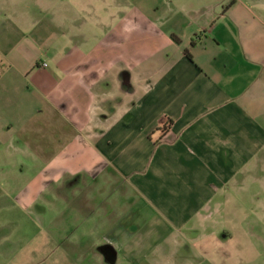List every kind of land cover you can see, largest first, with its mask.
Returning <instances> with one entry per match:
<instances>
[{
  "label": "crops",
  "instance_id": "crops-1",
  "mask_svg": "<svg viewBox=\"0 0 264 264\" xmlns=\"http://www.w3.org/2000/svg\"><path fill=\"white\" fill-rule=\"evenodd\" d=\"M258 174L264 0H0V198L74 206L104 264H251Z\"/></svg>",
  "mask_w": 264,
  "mask_h": 264
},
{
  "label": "rangeland",
  "instance_id": "rangeland-1",
  "mask_svg": "<svg viewBox=\"0 0 264 264\" xmlns=\"http://www.w3.org/2000/svg\"><path fill=\"white\" fill-rule=\"evenodd\" d=\"M258 175L259 182L249 184L244 190L248 198L253 197V202L256 200L254 204L248 202L243 206L244 212L253 214L255 218L254 221L249 222L255 227L253 230L255 237H250L248 241H252L258 254L257 259L251 264H264V174ZM118 186L115 185V189ZM131 197V199H122L116 191L108 198L105 197L106 204L110 208L111 223L117 222L119 216L131 207L139 205L141 199L133 194ZM43 208L44 206L40 205L25 210L15 205L10 197L0 198V264H54L61 256L67 257L72 262L78 261L76 264H104L100 254L95 253L94 249L96 246L107 244L104 231L87 237L78 236L79 232L75 233L73 221H65L67 226L58 228L62 215L68 217L69 214L75 213L74 206L55 204L47 212H43ZM92 208L98 214L109 209L102 204ZM189 238L191 237L186 235L181 237L183 241ZM78 240H81V243ZM76 244H80L78 245L82 250L80 254L71 252L70 248ZM229 247L234 248L235 244L232 243ZM244 259L250 260L249 255H244ZM150 260L153 258L148 259ZM123 261V258H120L118 264H125Z\"/></svg>",
  "mask_w": 264,
  "mask_h": 264
},
{
  "label": "trees",
  "instance_id": "trees-1",
  "mask_svg": "<svg viewBox=\"0 0 264 264\" xmlns=\"http://www.w3.org/2000/svg\"><path fill=\"white\" fill-rule=\"evenodd\" d=\"M174 40H175L176 42H178L176 38H174ZM186 55H187V57H188L189 59H191V56L189 55L188 52H186Z\"/></svg>",
  "mask_w": 264,
  "mask_h": 264
},
{
  "label": "built area",
  "instance_id": "built-area-1",
  "mask_svg": "<svg viewBox=\"0 0 264 264\" xmlns=\"http://www.w3.org/2000/svg\"><path fill=\"white\" fill-rule=\"evenodd\" d=\"M46 65L44 64V67H45Z\"/></svg>",
  "mask_w": 264,
  "mask_h": 264
}]
</instances>
